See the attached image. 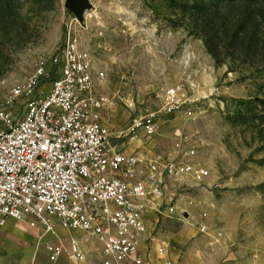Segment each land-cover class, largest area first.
<instances>
[{
  "label": "rangeland",
  "instance_id": "374dc122",
  "mask_svg": "<svg viewBox=\"0 0 264 264\" xmlns=\"http://www.w3.org/2000/svg\"><path fill=\"white\" fill-rule=\"evenodd\" d=\"M87 1L80 22L69 0H0V100L29 77L39 57L53 56L68 36L77 39L105 72L100 91L110 96L106 120L113 144L168 158L186 156L195 146L192 161L209 170L201 181L169 179L156 209L146 212L172 264H264L263 55L246 57L242 50L246 62L228 55L217 64L195 30L197 0ZM178 83L196 100L192 115L161 116L150 138L121 135L136 114L158 110L164 90ZM58 234L65 252L56 264L101 263L97 252L80 263L69 257L73 240L91 236L66 229ZM151 253V262L162 261ZM34 255L52 263L44 248L33 249Z\"/></svg>",
  "mask_w": 264,
  "mask_h": 264
},
{
  "label": "built area",
  "instance_id": "2783aa9c",
  "mask_svg": "<svg viewBox=\"0 0 264 264\" xmlns=\"http://www.w3.org/2000/svg\"><path fill=\"white\" fill-rule=\"evenodd\" d=\"M104 76L91 52L68 36L0 100V232L9 219L39 228L35 246L53 263L65 252L58 230L66 229L100 238L101 264H149L152 250L172 264L167 245L150 232L146 212L156 209L169 179L201 181L209 170L192 161L195 146L186 156L168 158L113 144L106 120L110 96L96 88ZM162 98L158 110L136 114L121 135L150 138L161 116L192 115L196 100L183 84L167 87ZM68 254L77 262L86 259L75 240ZM0 264H7L1 251Z\"/></svg>",
  "mask_w": 264,
  "mask_h": 264
},
{
  "label": "trees",
  "instance_id": "16d2710c",
  "mask_svg": "<svg viewBox=\"0 0 264 264\" xmlns=\"http://www.w3.org/2000/svg\"><path fill=\"white\" fill-rule=\"evenodd\" d=\"M260 1L197 0L192 7L197 15L195 30L217 64L224 63L228 55L240 63L252 54L264 57V7L258 6ZM242 50L247 51L244 58ZM237 51L239 55L234 56Z\"/></svg>",
  "mask_w": 264,
  "mask_h": 264
},
{
  "label": "crops",
  "instance_id": "0c3cea01",
  "mask_svg": "<svg viewBox=\"0 0 264 264\" xmlns=\"http://www.w3.org/2000/svg\"><path fill=\"white\" fill-rule=\"evenodd\" d=\"M97 83H98L96 86L97 91H100L101 90L100 88L102 87L101 84L102 82H97ZM27 227L29 226L26 223L18 222L14 219L8 220L3 230L0 232V251L3 254V261L7 264H56L53 262L48 263L45 259H41V260L37 259L36 255L32 256L33 249L39 251L41 248L37 249L34 246L37 241V238H35V233L30 232ZM36 229L40 230L39 228ZM77 241L80 243L79 245L81 246V249L85 253V256L86 255L89 256L92 255V253L97 252L101 262V259L103 257L102 255L103 241L100 238L80 237L79 239H77ZM151 252H155V251L152 250ZM84 261H86V259ZM84 261H80V262H84ZM74 262L80 263L77 261ZM161 262L159 260L155 261L153 259L152 262L150 261L149 264H163V262L162 263Z\"/></svg>",
  "mask_w": 264,
  "mask_h": 264
},
{
  "label": "water",
  "instance_id": "95a60500",
  "mask_svg": "<svg viewBox=\"0 0 264 264\" xmlns=\"http://www.w3.org/2000/svg\"><path fill=\"white\" fill-rule=\"evenodd\" d=\"M67 7L80 22H83L85 19V12L89 7V3L87 0H69Z\"/></svg>",
  "mask_w": 264,
  "mask_h": 264
}]
</instances>
